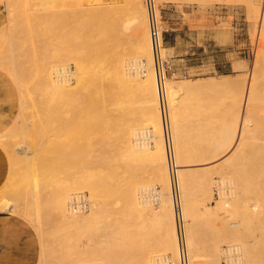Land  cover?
<instances>
[{
  "label": "rangeland",
  "instance_id": "rangeland-1",
  "mask_svg": "<svg viewBox=\"0 0 264 264\" xmlns=\"http://www.w3.org/2000/svg\"><path fill=\"white\" fill-rule=\"evenodd\" d=\"M18 1L7 0L11 11L9 4L0 0L8 19V36L0 59L7 62L12 58L10 43L16 41L14 47L20 40L22 49H14L21 53H15L13 59L20 80L26 83L19 80L20 86L0 66L14 84L17 101L16 114L5 132L8 136L0 141L9 176L0 188V198L13 205L23 202L17 210L19 216L9 211L2 213L35 232L40 247L37 264H180L176 229L180 225L185 240L189 235L195 244L191 246H197V250L191 247L197 253L193 249L189 251L194 254L188 252L190 264H264V248L258 247L264 222H255L256 218L264 220V214L262 218L258 214L261 209H253L256 203L264 207L261 112L255 110L254 115L259 117L251 121L253 140L246 144L240 135L245 98L251 95L253 85L264 82V0H156L163 36L161 69L165 82L175 89L172 98L182 107L179 119L175 118L178 124L173 122L172 126L171 118L170 122L181 135L179 143L178 130L171 129L175 132L173 141L180 147L174 144L173 153L175 149L180 161L177 166L182 170L177 173L182 218L189 211L183 222L175 217L171 182L164 186L165 178L171 176L168 165L167 172L159 167L163 177L156 179L149 155L135 147L129 151L127 146L132 140L156 150V114H147L142 92L136 86L125 88L118 100L109 94L112 86L116 88L110 83L113 65L127 68L144 63L146 75L138 71L139 79L145 80L152 72L157 80L155 62L148 61L141 48H146L147 41L150 43L143 0H66L69 5L57 14L28 15L29 18L20 12L23 0ZM36 1L29 0L30 4H38L37 9L53 7L52 0L45 6V0L35 4ZM22 19H29L31 25L25 26ZM54 62L60 64L58 67L67 65L66 70L74 74L67 79L70 91L48 92V86L39 80L43 69L56 65ZM21 65L25 70L20 69ZM21 70L26 72L24 76L29 74L27 81ZM130 72L135 76L136 72ZM78 78L82 80L80 84ZM184 84L198 89L191 90L193 95H179V85ZM195 100L199 112L194 109ZM163 102L165 105V99ZM158 108L160 112V103ZM23 135L31 149L37 148V155L31 158L18 157L24 164L16 162L11 154ZM186 180V185L181 186ZM159 192L170 201L174 222L171 215L163 217L162 203L156 195ZM131 194L139 206H146L145 210H134L129 205L126 199ZM82 198L87 201V209L81 214L80 205L73 209L72 204H79ZM59 201L66 205L67 215H76L71 216L76 223L63 219ZM243 216L251 218V223L246 225ZM33 218H39V222L31 224ZM235 222L240 224V237H233ZM174 241L178 243L177 251ZM244 245L250 246L249 250L256 247L258 251H253L260 252V256L254 252V257H247L245 248L244 257L238 250ZM234 246L238 248L230 251Z\"/></svg>",
  "mask_w": 264,
  "mask_h": 264
},
{
  "label": "bare ground",
  "instance_id": "bare-ground-1",
  "mask_svg": "<svg viewBox=\"0 0 264 264\" xmlns=\"http://www.w3.org/2000/svg\"><path fill=\"white\" fill-rule=\"evenodd\" d=\"M1 1H4L5 3H7V4H9L8 2H7V0H1ZM9 1V0H8ZM16 1V0H15ZM38 1V0H37ZM37 1L35 2V4H37ZM41 1H43L44 2V0H41ZM68 2H69V0H67ZM66 0H52V2H51V5L53 6L52 8H38L37 9V5H33V4H30L31 2H29V0H23L22 1V3L23 4H20V6L22 5L23 6V8L21 9V13H24V15L27 17V18H29L28 17V15H33V16H44V17H46V16H49V15H54V14H57L58 13V11L60 10V9H62V8H64L65 6H66V4H68L69 5V3L67 2ZM136 1H138V0H136ZM141 1V0H140ZM209 1H213V2H218V3H221V2H223L224 3V1H227V0H209ZM232 1V0H231ZM18 2H21V0L20 1H18ZM18 2H17V4H18ZM33 2H34V0H33ZM32 2V3H33ZM40 2V1H39ZM46 2H48V0H45V2L43 3L44 4V6H45V4H46ZM230 2V1H229ZM228 2V3H229ZM73 3V2H72ZM138 3V2H137ZM142 3V2H141ZM226 3V2H225ZM11 4V3H10ZM8 5V7L10 6L11 7V5ZM16 4V5H17ZM28 4L30 5V6H28ZM43 4H40V6L42 5L43 6ZM140 4V3H139ZM19 6V5H18ZM21 6V7H22ZM33 6L35 7V9H33ZM41 6V7H42ZM9 7V9L11 10V8ZM34 11H33V10ZM53 10H56L55 12H53ZM12 11V10H11ZM9 13H10V11H9ZM13 13V12H12ZM11 14V13H10ZM13 15V14H12ZM46 15V16H45ZM20 16V15H19ZM30 16V17H31ZM14 17H16V16H14ZM43 17V18H44ZM26 18V19H27ZM16 19V18H15ZM24 20L23 21V19H22V21L23 22H25V26H27V24L28 25H31V23H29L28 22V20ZM31 19V18H30ZM14 20V19H13ZM17 20V19H16ZM16 20H15V22H16ZM30 21V20H29ZM19 22H20V20H19ZM18 22V23H19ZM23 24V23H22ZM15 25V24H14ZM13 25V26H14ZM20 25H21V23H20ZM22 26V25H21ZM18 28V27H17ZM22 28V27H21ZM24 28V27H23ZM28 28H29V26H28ZM11 30H13V29H11ZM14 30H16V29H14ZM24 30H27L26 28L24 29ZM29 30V29H28ZM27 32V31H26ZM30 32V31H29ZM15 33V32H14ZM19 35V34H18ZM147 35V34H146ZM29 36H30V34H29ZM32 37H34V36H32ZM39 38V37H38ZM16 39V38H15ZM20 39H22V38H20ZM10 40H12L11 38H10ZM17 40H18V38H17ZM34 40H35V38H34ZM22 41V40H21ZM10 42V41H9ZM14 42V41H13ZM16 42V41H15ZM14 42V43H15ZM150 42V41H149ZM14 43H10V44H13V45H15ZM18 43L19 44H17L16 46H14L15 48L16 47H19L20 46V40L18 41ZM24 43V42H23ZM30 43V42H29ZM22 44V43H21ZM13 45H12V47H10V48H13V50H14V52L13 53H10L11 55H10V57L12 56V58H10L9 60H6L7 62H5V61H3V60H1L0 59V66H2V68L1 69H3L4 68V70L9 74V76L11 77L12 76V79H14L16 82H17V84H19L20 85V81L21 80H23V78H21V80H20V75L18 74V72L16 71V69H15V67H16V64L14 63V54L15 53H18V54H20L21 53V51H18L17 50V52H15V49H14V47H13ZM27 45V44H26ZM8 46V45H7ZM6 46V47H7ZM34 46V45H33ZM22 49V47H19V48H17V49ZM140 48V47H139ZM142 49H144L145 50V55L147 56V59H148V61H151V60H153L154 62H155V60H154V57H153V59H152V52H151V46H150V43L148 44V41H147V46H146V48L144 47V46H142L141 47ZM161 48V47H160ZM7 49H8V47H7ZM35 49V48H34ZM11 51H12V49H11ZM140 51V50H139ZM20 52V53H19ZM25 52V51H24ZM143 52H142V54H143ZM23 53V52H22ZM158 56H159V58H160V60L162 61L163 59H162V56H161V53H160V50H159V52H158ZM20 58V57H19ZM20 60V59H19ZM21 61V60H20ZM20 61H19V64H20ZM24 61V60H23ZM45 62V61H44ZM41 64H43V62H40ZM47 63V62H46ZM45 63V64H46ZM123 63V62H122ZM151 63V62H150ZM53 64V63H52ZM54 64H56V65H53V66H48V68L46 67L45 69H43V74H41L40 75V78H39V80L41 79V81H43V83H45L48 87V92H50V91H52V93H57V92H61V91H70V89H71V85L69 84V81L67 82V79L68 78H70L71 76H73L74 74L73 73H70V72H68L67 70H66V67L65 66H67V65H63V66H61V67H58V65L57 64H59V63H57V62H54ZM117 64V63H116ZM48 65H49V63H48ZM60 65V64H59ZM62 65V64H61ZM128 65V64H127ZM45 67V66H44ZM21 68H24V66L22 67V65L20 66V69ZM58 68H60V70L58 69ZM124 68V67H123ZM122 68V64H117V65H113L112 66V70H111V76H110V83L112 82V84H115L114 86H116V88L114 87L113 89H112V87L109 89V94H110V96H112L113 95V97L115 98V99H121V96L122 95H119V93L121 94L122 92H123V90L125 89V88H128V87H131V85L132 86H136L137 88H138V90H140L141 92H142V95H143V99H144V104H145V108H146V112H147V114L149 115V116H153L154 114H156V116H157V119H156V122H155V126H154V128H153V130H154V132H155V134H156V136H157V138H159V139H157V143L156 142H154L155 144H156V150L154 151V150H152L150 147H149V145H146V144H144V142H141V144H137V141L135 142V141H132V140H128L129 142H128V145L127 146H129L128 147V149H129V151L130 150H132L134 147L138 150V149H140V150H142L143 152H145L147 155H149V158L152 160H150L151 162H152V167H153V169L155 170L154 172L156 173V174H154V175H156L157 176V178L156 179H159V177L161 178V177H163V172H162V174H161V170L159 169V167L161 166L162 168H164V170H166L167 168V162L165 161V153H164V144H163V136H162V130H163V134H164V122H163V119H162V115H160V112H159V108H158V104L161 102V98H160V94H159V92H158V84H157V80L155 79V76H154V74L151 72L150 74V76H146V79L145 80H141V79H139V74H137V72L138 71H141L142 73H143V75H146V73H145V70H146V65L143 63L141 66H137L135 63H133L132 64V66H130V67H125L124 69ZM263 68H264V59H263ZM27 69V68H26ZM148 69V68H147ZM151 69V68H150ZM24 70H25V68H24ZM131 70H133L134 72H136V74H135V76H131ZM37 71H39V70H37ZM149 71V70H148ZM150 71H152V70H150ZM149 71V72H150ZM263 71H264V69H263ZM21 72H22V74H21V76H23V77H26V76H24L25 74L24 73H26V72H24L23 73V71L21 70ZM20 72V73H21ZM133 72V73H134ZM139 73V72H138ZM155 73H156V68H155ZM33 75V74H32ZM138 75V76H137ZM27 77H29V74H28V76ZM27 77H26V79H25V81H27L28 79H27ZM39 77V76H38ZM264 77V76H263ZM61 78V82H59L58 80ZM157 78V77H156ZM20 80V81H19ZM57 80V81H56ZM41 81H39V82H41ZM77 81H78V83L80 84L81 82H82V80H81V78H78L77 79ZM23 83H24V80H23ZM212 83V82H211ZM24 84H26V83H24ZM24 84H22V85H24ZM33 84V83H32ZM182 84V83H181ZM212 84H214V85H216V83H212ZM188 84H184V85H179V90L178 91H180L179 92V95H185V93H187L188 95H193L192 93L193 92H191V88L193 87V85L190 87V86H187ZM21 86V85H20ZM26 86V85H25ZM44 86V85H43ZM196 86V85H195ZM198 87V86H197ZM196 87V88H197ZM30 88V87H29ZM27 89V88H26ZM131 89V88H130ZM163 89H164V93H163V96H164V99H165V113H166V124H167V127H168V131H169V138H170V141H171V143H172V145H173V148H175V146H174V141L173 140H175L174 138H175V136H174V138L172 137V134L174 133L175 134V132H173L172 133V131H171V129L173 130V131H175L174 129H177L178 127L176 126V128L175 127H172L173 126V122L175 123V124H178V122H176L177 120L175 119L176 118V116L178 115V114H181L180 113V111L179 110H181L182 111V107H181V105L179 106V101H176V100H174L173 98H172V95L174 96V90H173V86H171L170 85V83H167V82H165V78H164V83H163ZM198 89V88H197ZM197 89H193V90H197ZM50 90V91H49ZM192 90V91H193ZM126 91V90H125ZM178 91H176V92H178ZM131 92V91H130ZM197 92V91H196ZM24 93V92H23ZM191 93V94H190ZM198 93V92H197ZM250 93H251V95H248L246 98H245V101H244V107H245V113L244 114H242L243 116H242V122H241V126H240V132H241V138H242V140L243 141H245L246 142V144H248L249 143V141H252L253 140V137H252V125H251V121L252 120H254V119H256V118H258L259 117V114L258 115H254V113H255V110H256V112L257 111H259V112H261L262 114H260V117H264V82H262V83H260V84H255V85H253V87L250 89ZM131 94V93H130ZM124 95V94H123ZM129 95V94H128ZM176 96V95H175ZM179 99V98H178ZM188 99H191L190 97L188 98ZM196 99H198V98H196ZM192 100V99H191ZM188 101V100H187ZM258 102V103H257ZM115 103V102H114ZM182 103V102H181ZM194 103V102H193ZM257 103V104H256ZM183 104V103H182ZM190 104V103H189ZM195 106H194V109H195V111H197V112H199V110H200V108H199V103H198V101H196L195 100V104H194ZM175 107H176V109L177 110H175ZM190 111V110H189ZM160 116H161V118H160ZM181 115H179V117H180ZM172 120H174V121H172V126H171V119ZM177 118H178V116H177ZM181 118V117H180ZM179 119V118H178ZM176 120V121H175ZM181 122V121H180ZM174 124V125H175ZM179 124H181V123H179ZM172 127V128H171ZM174 128V129H173ZM178 130V129H177ZM176 130V131H177ZM177 132H179V135H177ZM176 132V135L178 136V138L176 137V140L178 141L179 140V143H181V141H180V139H181V137L179 138V136H181L180 135V131L178 130ZM147 133V136H148V132H146ZM254 135V134H253ZM8 135L6 134V133H4L3 135H1L0 136V141L1 140H3L4 138H6ZM14 136V135H13ZM24 136V135H23ZM22 136V139H20L19 138V141L20 140H23V142L22 141H18L17 139V143H16V145L14 146V150L12 151V157H14V159L16 160H19V158L20 159H22L23 157H27V159L31 156V155H33V154H36L37 153V148L36 149H31V147L30 146H28L26 143H27V141H29L26 137L27 136H24L23 137ZM135 136V135H134ZM155 136V137H156ZM18 137V136H17ZM21 137V136H20ZM154 137V136H153ZM258 137V136H257ZM132 139V138H131ZM257 141V140H256ZM25 143V144H24ZM178 142L175 144V145H177L178 146V144H179ZM251 143V142H250ZM257 143H258V141H257ZM1 145V144H0ZM39 145V144H38ZM139 145H141L140 147H139ZM181 145V144H180ZM43 146V145H42ZM179 147V146H178ZM155 148V147H154ZM180 148V147H179ZM178 148V149H179ZM253 148V147H252ZM256 149V148H255ZM260 148H258V150H259ZM133 151H136V150H133ZM241 152V151H240ZM246 155L248 154V153H245ZM37 155V154H36ZM251 156V155H250ZM257 156V155H256ZM12 157H10L11 159H13ZM19 157V158H18ZM22 157V158H21ZM174 157H175V162H174V164H175V168H176V170L174 171V173H173V176H172V174H171V172L169 173V174H171V176H170V179H169V177H166L165 179H166V182H164V186H169V181L171 182V194H172V198H173V202H174V204H175V207H176V212H175V217H176V219H177V221H178V219H179V221L181 220L182 222H183V218L185 219V217H187L188 216V212L189 211H187V216H185V217H183L182 218V214H180L181 213V209H180V201H179V190H178V181H177V179H178V174L177 173H179V172H181L182 170H180V168H179V166H177V164L180 162H177V159H176V154H175V149H174ZM243 157V156H242ZM253 157V156H252ZM24 158V159H25ZM31 158V157H30ZM257 158V157H256ZM13 159V160H14ZM23 159V160H24ZM27 159L26 160H24V161H27ZM16 160V162H19L20 161V163H22L21 162V160H19V161H17ZM258 160V159H257ZM260 160V159H259ZM263 160V159H262ZM254 161V160H253ZM15 162V161H14ZM15 162V163H16ZM29 162V161H28ZM255 162H256V160H255ZM258 162V161H257ZM260 163V162H259ZM264 163V162H263ZM22 164H24V163H22ZM30 163H28V165H29ZM249 164V163H248ZM255 164H258V163H255ZM179 165V164H178ZM46 166V165H45ZM24 167H27V166H24ZM23 167V168H24ZM264 167V166H263ZM16 168V167H15ZM41 168V167H40ZM61 168H63V167H61ZM220 169L222 168V167H219ZM257 168V167H256ZM67 169V168H66ZM263 169V168H262ZM19 170H21L22 171V169H20L19 168ZM25 170V169H24ZM60 170V169H59ZM170 170V169H169ZM15 171H17V169L15 170ZM27 171V170H26ZM31 171V170H30ZM55 172H56V170H54ZM58 171V170H57ZM235 171V170H234ZM11 172V171H10ZM9 172V173H10ZM25 172V171H24ZM166 172H167V170H166ZM242 172V171H241ZM263 172V171H262ZM13 173V172H12ZM58 173V172H57ZM183 173V172H182ZM186 173V172H185ZM14 174V173H13ZM30 174V173H29ZM59 174V173H58ZM60 174H63V172L62 173H60ZM167 174V173H166ZM184 174V173H183ZM187 174V173H186ZM209 174V173H208ZM247 174V173H246ZM54 175H56V174H53L52 176H54ZM180 175H182V174H180ZM180 175H179V178H180ZM11 176V175H10ZM155 176V177H156ZM183 176V175H182ZM7 177H9V176H7ZM12 177H13V175H12ZM18 177V176H17ZM21 177V176H20ZM246 177H248V176H246ZM245 177V178H246ZM14 178V177H13ZM26 178V177H25ZM162 179V178H161ZM164 179V178H163ZM165 179H164V181H165ZM183 179H185V177L183 176ZM206 179H207V177H206ZM12 180V179H11ZM180 180V179H179ZM243 180V179H242ZM19 181V180H18ZM17 181V182H18ZM181 181V180H180ZM180 181H179V183H180ZM254 181V180H253ZM13 182V181H12ZM17 182H16V185H18L17 184ZM182 182V181H181ZM186 182H187V180L186 181H183V183H182V185L181 184H179V185H181V186H183L184 185V183H185V185H186ZM200 182V181H199ZM14 183V182H13ZM19 183V182H18ZM250 183V182H249ZM201 184V183H200ZM15 185L13 184V189L15 188L14 187ZM19 186V185H18ZM180 186V187H181ZM250 186V185H249ZM27 187V186H26ZM12 188V187H11ZM24 188V187H23ZM164 188V187H163ZM251 188V187H250ZM249 188V189H250ZM93 189H95V188H93ZM130 189V188H129ZM129 189H127V191L130 193V190ZM148 189V188H147ZM181 189H185L184 187L182 188L181 187ZM15 191H16V189H14ZM28 190H29V188H28ZM27 190V191H28ZM133 190V189H132ZM143 190H145V189H143ZM14 191V192H15ZM126 191V193H128ZM181 191H185V190H181ZM186 191H187V189H186ZM188 192V191H187ZM249 192V191H248ZM133 193V192H132ZM166 193V192H165ZM186 193V192H185ZM184 193V194H185ZM207 193V192H206ZM11 194V193H10ZM49 194V193H48ZM186 194H188V193H186ZM15 196H16V192H15V194H14ZM143 195V194H142ZM156 195H159V197H160V203H162V211H163V217L166 215H168V216H170L171 215V219L173 218L174 219V216H173V210L171 209V206L169 207V205L171 204L170 203V201L169 200H167L165 197H162L163 196V193H161V192H159V193H156ZM147 196V195H146ZM127 197V196H126ZM182 197H186V195L185 196H182ZM143 198H145V197H143ZM143 198H142V196H141V198L140 199H142V201H143ZM148 198H149V196H148ZM20 199V197L18 196V200ZM22 199V198H21ZM139 199V198H138ZM162 199V200H161ZM171 199V198H170ZM127 201H129L128 203H129V205L134 209V210H139V211H141V210H145V207H144V205L143 206H139L138 205V203H137V200H136V196L135 195H129L128 196V198L126 199ZM148 200V199H147ZM188 200V199H187ZM18 202H21V201H18ZM84 202L85 203H87V201L86 200H84L83 198L80 200V203L78 204H76V208H78V206L80 205V212H81V214L85 211L84 209H87L86 208V206H84ZM140 202V201H139ZM144 202V201H143ZM262 202H263V200H262ZM21 203H23V202H21ZM21 203L19 204V203H15V205H13L12 204V202H10V201H5V199H1L0 198V212H5V211H9L10 213H12V214H15V215H17V216H19V213L17 212V210H18V208L20 207V205H21ZM27 203V202H26ZM149 203V202H148ZM170 203V204H169ZM227 203V202H226ZM30 204V203H29ZM126 204V203H125ZM32 204H30V206H31ZM73 205V204H72ZM78 205V206H77ZM128 205V206H129ZM23 206V205H22ZM58 206L60 207V209H63L62 210V217H63V219L64 220H66L67 219V222L69 221V224H71V223H73V222H77V221H73L72 220V218H71V216H74V215H71V216H69V215H67V214H69V212L67 213V210H66V205L64 204V202L63 201H59L58 202ZM129 206V207H130ZM260 205L258 204V203H256V204H254V211H258V209H261L260 211H259V216L261 215V217L263 218V214H264V207L263 206H261V207H259ZM24 207V206H23ZM81 207H82V209H81ZM26 210H28V211H30L29 209H27L26 207H24ZM71 208V207H70ZM69 208V209H70ZM72 208L74 209L75 207H74V205L72 206ZM75 208V209H76ZM59 209V210H60ZM73 209L72 210H69V211H73ZM247 209V208H246ZM251 209H252V207H251ZM251 209H249L248 208V211H250ZM58 210V209H57ZM61 211V210H60ZM245 211V210H244ZM78 212H79V210H78ZM183 212H186V211H183ZM250 213V212H249ZM90 214V213H89ZM185 214V213H184ZM194 214V213H193ZM247 215V214H246ZM245 215V216H246ZM250 215V214H249ZM76 216V215H75ZM74 216V217H75ZM245 216H243L246 220H245V224L247 225V224H250L251 222V218H249V217H245ZM252 216V215H251ZM256 216H257V214H256ZM258 216V217H259ZM162 217V216H161ZM40 218V217H39ZM39 218H33L31 221H29V222H31V224H35L36 222H39ZM79 217L77 216V219H78ZM62 219V218H61ZM172 219V221L174 222V220ZM254 219V218H253ZM71 220V221H70ZM82 222H83V220H82ZM173 222H170V223H173ZM243 222H244V219H243ZM255 222L257 223V224H259L258 222H260V224H261V222H264V220H257V218L255 219ZM68 224V223H67ZM184 224V223H183ZM241 224H242V222H241ZM264 224V223H263ZM262 224V225H263ZM172 225V224H171ZM220 225V224H219ZM240 224L239 223H233V227L234 228H236L235 229V235H233V237H236V235H237V237H240L239 235H241V233H240V230L238 229L240 226H239ZM252 225V224H251ZM177 226V225H176ZM188 226V225H187ZM232 226V225H231ZM242 226H244V224L242 225ZM260 226V225H259ZM173 227H175V226H173ZM247 227V226H246ZM252 227V226H251ZM176 228V227H175ZM250 228V227H249ZM262 228V227H261ZM177 230H179V232H178V243H179V255H180V251H181V248H183L184 249V251H185V253H186V261H187V264H190V257L188 256V252H192V251H195V249L194 248H191V247H195L196 248V250H197V246H191V244H192V242H190V241H192L191 240V236L189 237V235H188V237L190 238V239H188V237H187V240H185V235H184V228H183V225H180V228H179V226H178V228H176ZM220 229V228H219ZM222 229V228H221ZM263 229V228H262ZM262 229H260V230H262ZM176 230V231H177ZM227 231V230H226ZM222 232H223V230H222ZM231 232V231H230ZM234 232H231L232 234H234ZM245 232V231H244ZM243 232V233H244ZM177 233V232H176ZM224 233V232H223ZM229 233V232H228ZM246 233V232H245ZM244 233V234H245ZM186 234V233H185ZM225 235V234H224ZM223 235V236H224ZM228 236H230V234L228 235ZM232 236V235H231ZM246 236V235H245ZM181 237V238H180ZM242 237V236H241ZM174 238H175V236H174ZM226 238H227V233H226ZM195 239V238H194ZM238 240V239H237ZM177 241V240H176ZM251 241V240H250ZM197 241L195 240V243H196ZM231 242V241H230ZM178 243H176L175 241H174V249L176 250V247H177V249H178V246L176 245V244H178ZM254 243V242H253ZM261 243V244H260ZM247 244V243H246ZM259 245H258V247L260 248V247H262L261 249L263 250V246H264V231H263V233L261 234V237H260V240H259V243H258ZM189 245V246H188ZM192 245H195V244H192ZM262 245V246H261ZM240 246H242V245H240ZM250 247V246H249ZM249 247L248 246H246V245H244V247H239L238 248V246H234V247H230V251H232L233 250V248H238V250H242V253H243V256L245 257V255H244V252H246L245 251V248H246V250H247V257H254V252L257 250L256 249V247H254L253 249H256L255 251H253V249H251V250H249ZM257 247V248H258ZM190 249H193L192 251H189ZM261 249H260V251H261ZM214 250V249H213ZM177 251V250H176ZM217 251V250H216ZM216 251H214V252H216ZM222 251V250H221ZM234 251V250H233ZM258 251V250H257ZM196 252V251H195ZM193 253V252H192ZM197 253V252H196ZM195 253V254H196ZM256 253V255L258 254H260V252L258 253V252H255ZM194 254V253H193ZM218 254V253H217ZM261 254L262 255H264V252L262 253L261 252ZM261 255V256H262ZM191 256L193 257V255L191 254ZM195 256V255H194ZM197 256H198V254H197ZM260 256V255H259ZM194 258V257H193ZM197 258V257H196ZM252 259V258H251ZM194 260V259H193ZM178 262V261H177ZM171 264V263H170ZM217 264H219V263H217ZM230 264H232L231 262H230Z\"/></svg>",
  "mask_w": 264,
  "mask_h": 264
},
{
  "label": "crops",
  "instance_id": "crops-1",
  "mask_svg": "<svg viewBox=\"0 0 264 264\" xmlns=\"http://www.w3.org/2000/svg\"><path fill=\"white\" fill-rule=\"evenodd\" d=\"M89 1L91 3L94 1L117 3L119 0ZM7 36L8 19L4 8L0 4V51ZM13 85L11 79L0 70V136L6 132L17 111ZM7 173L6 154L0 147V188L5 183ZM39 255L40 247L35 232L22 221L0 212V264H37Z\"/></svg>",
  "mask_w": 264,
  "mask_h": 264
},
{
  "label": "built area",
  "instance_id": "built-area-1",
  "mask_svg": "<svg viewBox=\"0 0 264 264\" xmlns=\"http://www.w3.org/2000/svg\"><path fill=\"white\" fill-rule=\"evenodd\" d=\"M143 5L146 11L147 16V24H148V32H149V39L152 54L155 60V68H156V77H157V84H158V92L160 94L161 102H160V114L162 115V119L164 122V151L166 156V162L170 169V172L173 176L175 171V164H174V153H173V145L169 138V131L166 124V113H165V105L163 102V83H164V73L162 72V61L158 56V52L160 47L163 45V36L162 31L159 25V8L157 5L156 0H143ZM77 202L73 203L74 207H76ZM87 203L84 202V206ZM179 263L180 264H187L186 261V253L183 248H181L180 255H179Z\"/></svg>",
  "mask_w": 264,
  "mask_h": 264
}]
</instances>
